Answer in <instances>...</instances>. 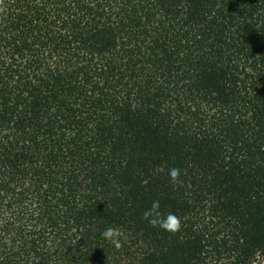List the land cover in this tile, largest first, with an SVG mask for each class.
<instances>
[{"label":"trees","instance_id":"16d2710c","mask_svg":"<svg viewBox=\"0 0 264 264\" xmlns=\"http://www.w3.org/2000/svg\"><path fill=\"white\" fill-rule=\"evenodd\" d=\"M0 264H264V0H0Z\"/></svg>","mask_w":264,"mask_h":264},{"label":"clouds","instance_id":"9594fccd","mask_svg":"<svg viewBox=\"0 0 264 264\" xmlns=\"http://www.w3.org/2000/svg\"><path fill=\"white\" fill-rule=\"evenodd\" d=\"M181 175V170L179 168H170L168 169V177L170 181H176L179 176ZM159 207V203L157 201H154L151 209L144 212L143 216L144 219L148 220L149 223L156 224L157 221L149 219L150 216H152L155 212V210ZM171 221L172 225L175 227H179V220L174 215L169 214L167 219L159 221V226L161 228H168V222ZM118 235L115 229L109 227L104 230L102 233V236L105 239L113 240L115 242V237ZM117 247H119V244H116Z\"/></svg>","mask_w":264,"mask_h":264}]
</instances>
